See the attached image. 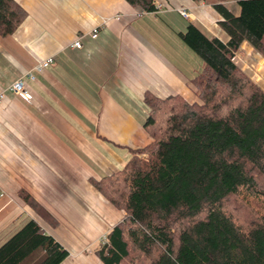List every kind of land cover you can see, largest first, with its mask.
<instances>
[{
    "label": "crops",
    "instance_id": "0c3cea01",
    "mask_svg": "<svg viewBox=\"0 0 264 264\" xmlns=\"http://www.w3.org/2000/svg\"><path fill=\"white\" fill-rule=\"evenodd\" d=\"M15 1L27 16L13 33H0V238L5 242L33 217L73 245L61 264H103L94 250L125 212L91 177L123 169L132 148L152 142L144 127L147 93L200 101L191 79L201 72L202 58L179 36L189 22L223 41L228 34L216 0H156L162 8L151 12L127 0ZM244 48L254 50L247 42L238 47ZM20 77L31 99L10 90ZM21 190L57 226L38 215Z\"/></svg>",
    "mask_w": 264,
    "mask_h": 264
},
{
    "label": "trees",
    "instance_id": "16d2710c",
    "mask_svg": "<svg viewBox=\"0 0 264 264\" xmlns=\"http://www.w3.org/2000/svg\"><path fill=\"white\" fill-rule=\"evenodd\" d=\"M127 1L157 10L156 0ZM230 1L213 5L227 41L192 22L179 33L203 60L191 79L200 101L147 93L152 142L132 148L123 169L91 177L125 212L94 250L103 264H264V88L235 59L244 42L264 58V0H234L239 13ZM26 16L15 0H0L1 35ZM20 197L57 226L32 195ZM34 254L37 264H61L70 251L30 217L0 245V264Z\"/></svg>",
    "mask_w": 264,
    "mask_h": 264
},
{
    "label": "rangeland",
    "instance_id": "374dc122",
    "mask_svg": "<svg viewBox=\"0 0 264 264\" xmlns=\"http://www.w3.org/2000/svg\"><path fill=\"white\" fill-rule=\"evenodd\" d=\"M231 9L237 8L238 4L232 1L228 2ZM214 7V6H213ZM181 8V7H179ZM186 9V8H185ZM187 10V9H186ZM235 11H238L236 9ZM194 53V52H192ZM196 55V54H194ZM196 57H199L196 55ZM235 58H237L238 64L256 81L264 88V58L260 56L255 50L248 49H237ZM203 64V61L201 60ZM25 219V218H24ZM25 222V221H24ZM21 227V226H20ZM3 239L0 238V244H2ZM102 241V240H101ZM67 247L71 248L72 244L68 243ZM40 260V256L35 254L28 258L24 264H37ZM93 263V262H92Z\"/></svg>",
    "mask_w": 264,
    "mask_h": 264
},
{
    "label": "built area",
    "instance_id": "2783aa9c",
    "mask_svg": "<svg viewBox=\"0 0 264 264\" xmlns=\"http://www.w3.org/2000/svg\"><path fill=\"white\" fill-rule=\"evenodd\" d=\"M162 8V4H159V5H157V10H159V9H161ZM177 11L182 15V16H184V17H189V12L185 9V8H183V7H181V8H177ZM95 36H96V34H94ZM74 45L76 46V47H79V48H81L82 47V42L80 41V40H77V41H75V43H74ZM52 61V59L50 58V59H48L47 61H44L43 63H41L40 64V66H39V68H42V67H45V66H47V65H49L50 64V62ZM33 77V76H32ZM25 79H24V77H20V78H18L16 81H14L13 83H12V85H11V87H10V90L13 92V93H15V94H17V95H20L21 97H23V98H25V99H31V94L26 90V88H25ZM5 97V94H4V92H1L0 93V101L3 99ZM4 196V193L3 192H1L0 193V199L2 198ZM105 236H106V234L105 235H103V238L102 239H105ZM105 241V240H104Z\"/></svg>",
    "mask_w": 264,
    "mask_h": 264
}]
</instances>
